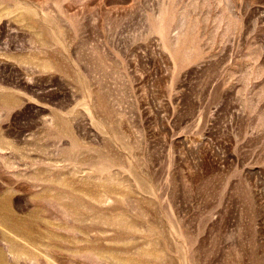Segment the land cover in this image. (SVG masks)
I'll return each instance as SVG.
<instances>
[{"label": "rangeland", "instance_id": "obj_1", "mask_svg": "<svg viewBox=\"0 0 264 264\" xmlns=\"http://www.w3.org/2000/svg\"><path fill=\"white\" fill-rule=\"evenodd\" d=\"M0 97L41 167L110 196L83 221L47 201L56 236L137 256L153 227L150 264H264V0H0ZM118 213L142 230L115 238Z\"/></svg>", "mask_w": 264, "mask_h": 264}, {"label": "bare ground", "instance_id": "obj_2", "mask_svg": "<svg viewBox=\"0 0 264 264\" xmlns=\"http://www.w3.org/2000/svg\"><path fill=\"white\" fill-rule=\"evenodd\" d=\"M12 100L11 97H0V114L3 110L16 105L12 104ZM64 128L66 129L65 126ZM23 132L12 136L9 129L0 125V264H17L15 261H22L24 264H54L53 260H56L63 250L73 252L72 255L75 256L92 257L96 264H150V259L156 254L153 247L154 236L157 234H154L153 227L145 228L146 230L143 228L147 231L144 235L148 234L146 237H148L149 245L137 249L135 253L137 256H134L124 254V251L129 249L97 241L96 239L106 238L100 231L95 232L94 236L85 235L84 233L91 228L89 227L91 224L67 223L62 225L69 226L67 230L74 233L72 236L67 234L56 236L52 229L44 225V223H55L50 218H45L52 217L48 206L50 204L53 206L54 202L63 210L67 217L66 220L69 218L73 221H83L91 214L88 203L92 199L104 202L110 196L104 189L88 191L87 182L92 176L90 174L88 179L82 181L86 187L77 186L78 181L76 182L73 177L56 175L52 169L53 164L47 163V168L41 167L42 160L38 156L41 146L36 147L31 143L35 147L31 151L25 144H21L31 139L30 137L25 138ZM97 169L101 170V167ZM22 200L31 205V210L26 215L17 211V205ZM47 201L52 202L47 205ZM95 217L100 221H105L103 215ZM109 220L114 222L112 224L118 226L117 228L122 232L128 231L126 236L125 234L121 236L117 231L114 234L117 239L128 238L129 234L139 228L121 213L115 214ZM98 235L101 237L98 238Z\"/></svg>", "mask_w": 264, "mask_h": 264}]
</instances>
